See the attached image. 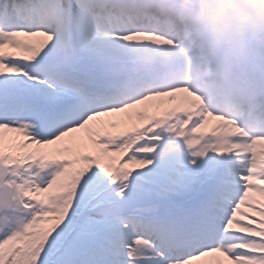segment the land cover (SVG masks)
<instances>
[{"label": "snow or ice", "instance_id": "1", "mask_svg": "<svg viewBox=\"0 0 264 264\" xmlns=\"http://www.w3.org/2000/svg\"><path fill=\"white\" fill-rule=\"evenodd\" d=\"M264 0H0V264H264Z\"/></svg>", "mask_w": 264, "mask_h": 264}, {"label": "rangeland", "instance_id": "2", "mask_svg": "<svg viewBox=\"0 0 264 264\" xmlns=\"http://www.w3.org/2000/svg\"><path fill=\"white\" fill-rule=\"evenodd\" d=\"M257 21H259V19H257ZM262 24H264V22H261V25ZM252 27H255V28H259L260 27V25L258 26V25H256V26H254V22H253V24L251 25Z\"/></svg>", "mask_w": 264, "mask_h": 264}]
</instances>
